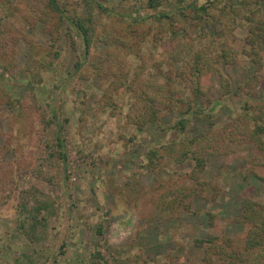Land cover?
<instances>
[{"label": "rangeland", "instance_id": "obj_1", "mask_svg": "<svg viewBox=\"0 0 264 264\" xmlns=\"http://www.w3.org/2000/svg\"><path fill=\"white\" fill-rule=\"evenodd\" d=\"M84 1L59 3L92 14L89 50L0 2V264H205L210 235L244 252L243 198L264 205V0Z\"/></svg>", "mask_w": 264, "mask_h": 264}, {"label": "trees", "instance_id": "obj_2", "mask_svg": "<svg viewBox=\"0 0 264 264\" xmlns=\"http://www.w3.org/2000/svg\"><path fill=\"white\" fill-rule=\"evenodd\" d=\"M1 6H3L5 11H9L13 14L16 11H20V13L26 17L28 16L34 18L35 20L45 21L47 30L53 35L54 30L57 31V24L60 21L64 22L67 28L71 27L75 29L78 34L83 38L86 50H89L94 38V33L96 31L95 22L93 20L92 14L86 15L81 14L76 11L73 15H68L66 9L60 5L59 0H0ZM85 4L89 7L88 9L91 11V4L89 0L84 1ZM160 3L159 0H148V6L150 8H154L158 6ZM102 7V6H100ZM106 9V7H103ZM199 10H205V7H199ZM7 19V18H6ZM252 22V32L254 37L252 38V53L257 55V57L264 55L256 50L255 40L259 38L264 39V19L259 22L253 20ZM3 22V18H0V23ZM174 42V39H172ZM173 51L177 53L180 58L186 59V57H182L177 50V47L173 46ZM228 51H222L219 53L222 58H228ZM189 54V53H186ZM209 57H205L203 53H195V58L191 61L190 74L192 76L191 85L192 93L195 97H200L205 94V89L202 84H200V78L204 74V65L207 62ZM229 59H227L228 61ZM202 63V64H201ZM184 78H188V75L184 72L182 75ZM191 79V78H190ZM199 82L198 84H195ZM158 84L159 89H164V85ZM169 95H166L165 101L166 106H177L176 103L181 101L179 94L173 90L169 89ZM175 98V99H174ZM172 101L169 103V100ZM161 101L160 103H163ZM151 117L154 119L157 117V111H151ZM148 115V114H147ZM145 114V119L143 122L148 120ZM185 119H180L179 124L181 128H184ZM251 124V136L254 140L261 141V135L264 132V106H258L257 112L252 119ZM58 140L57 144L61 146V137L60 131L58 132ZM208 137L205 139L204 137L197 136L195 142H203L206 141L207 144L210 143V139ZM208 148V146H207ZM154 152L152 151V154ZM63 154V153H62ZM199 158V157H197ZM201 159V158H200ZM202 160V159H201ZM201 160L198 163H201ZM203 162V161H202ZM242 213H241V221L245 226V238H246V250L244 252L237 251H227L226 245L220 244L215 236H208L206 238L197 239L195 242L197 245L205 247V255L204 261L205 264H214V260L218 262V264H224V262L230 261L231 263H241V264H264V205L258 203L257 201L245 197L242 201ZM22 208H25L23 206ZM40 208H38V211ZM45 217H40L43 220ZM229 246V245H227Z\"/></svg>", "mask_w": 264, "mask_h": 264}]
</instances>
